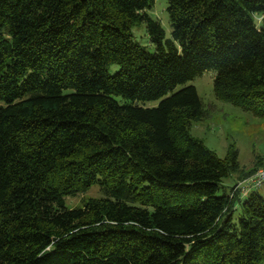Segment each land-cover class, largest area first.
Masks as SVG:
<instances>
[{
    "label": "trees",
    "instance_id": "1",
    "mask_svg": "<svg viewBox=\"0 0 264 264\" xmlns=\"http://www.w3.org/2000/svg\"><path fill=\"white\" fill-rule=\"evenodd\" d=\"M155 2L0 0V264H264V197L227 192L238 150L195 138L204 102L176 91L214 71L264 116V0H168L170 39Z\"/></svg>",
    "mask_w": 264,
    "mask_h": 264
},
{
    "label": "rangeland",
    "instance_id": "2",
    "mask_svg": "<svg viewBox=\"0 0 264 264\" xmlns=\"http://www.w3.org/2000/svg\"><path fill=\"white\" fill-rule=\"evenodd\" d=\"M150 14L158 20L166 31L167 39L172 37L173 28L168 14V0H156ZM136 41L154 52L146 25L139 24L133 29ZM7 38H9L7 36ZM119 70L118 66H111L109 72L114 75ZM216 73L207 71L194 81L179 86V91L187 86H195L204 102L206 117L203 121L195 122L192 135L202 140L207 147L215 151L219 157L225 158L231 150H238L241 170L232 175L226 182L227 192L237 184L236 190L242 188L246 197L254 191H259L264 197V186L249 190L243 189L245 184L252 181L260 170H264V116L255 115L235 104L224 101L215 92ZM161 101L149 102L147 107H158ZM100 190L96 187L77 197L68 198L69 207H81L84 201L90 198H100ZM240 211L236 212V218Z\"/></svg>",
    "mask_w": 264,
    "mask_h": 264
},
{
    "label": "built area",
    "instance_id": "3",
    "mask_svg": "<svg viewBox=\"0 0 264 264\" xmlns=\"http://www.w3.org/2000/svg\"><path fill=\"white\" fill-rule=\"evenodd\" d=\"M253 186L259 189L264 186V170H260L252 181H249L245 184L243 189L249 190ZM238 189H239L238 191L241 194L242 192L245 193V191H243L242 188L238 187Z\"/></svg>",
    "mask_w": 264,
    "mask_h": 264
}]
</instances>
